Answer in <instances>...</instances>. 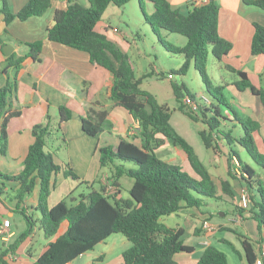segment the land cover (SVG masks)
Segmentation results:
<instances>
[{"label": "trees", "instance_id": "obj_1", "mask_svg": "<svg viewBox=\"0 0 264 264\" xmlns=\"http://www.w3.org/2000/svg\"><path fill=\"white\" fill-rule=\"evenodd\" d=\"M87 1L88 5L80 0H67L66 8L56 10L54 24L48 29V39L88 52L94 65L110 71L113 79L108 87V98L112 107L125 108L140 122V129L134 135L122 138L117 146L105 145L100 148V163L102 167L111 169L109 180L117 188L115 194L107 195L106 186L103 184L99 190L95 189L94 182L88 193H81L79 201L70 204L63 198L50 206L49 198L55 189V176L59 172H62L64 177L70 176L81 181L79 174L69 163H58L55 160V149L60 146H54L55 142L61 140L62 144L67 145L63 128L72 118L73 112L69 107L61 105L56 123L53 122V117L47 114L45 122L34 125V141L23 161V170L16 175L0 171L2 179L19 184L15 191L18 202H23L39 185L36 210L41 213L40 227L46 238L54 239L49 241L32 264L71 263L116 233H122L131 242V246L122 254L124 264H178L176 254L192 252L194 247L186 243L183 226H169L161 222L160 218L185 208L205 214L202 209L205 198L221 201L223 205H232L243 218L257 222L260 234L257 240L236 232L248 263L255 264L257 249L264 244V179L252 164L240 157L234 146L243 147L252 160L264 170V152L259 149L256 137L261 128L260 121L252 116H240L234 110L230 117L213 102L209 103L210 101L203 99L204 95L190 93L184 83H173L174 95L180 101L179 110L194 121L207 125V129L200 130L205 146L212 149L225 147L228 150L226 155L230 178L237 179L241 188L246 187L250 192L251 206L243 208L237 203V194L231 181L217 182L194 147L171 124L169 107L159 103L154 94L141 87L143 79L149 73L137 77L129 54L107 34L96 29L110 5L121 7L131 0ZM244 1L264 10V0ZM146 2H151L154 6L151 14L144 11ZM51 3L52 0H28L18 12H13L8 0H2L0 13L4 15L8 25L14 18L25 21L33 16L43 15ZM139 3L145 21L162 45L167 50L184 56V62L177 73L186 74L191 65H194L206 80L209 55L212 54L218 61H222L232 49V42L219 33V5L214 0L201 5L190 2L186 11L174 7L169 0H139ZM254 26L251 53L264 55V25L255 22ZM163 31L185 36L186 44L180 46L169 42L163 36ZM0 42L4 45L1 38ZM26 46L27 53L22 56H17L16 53L9 55L2 70L7 71L6 82L0 86L2 156L8 152L9 121L12 117L20 115L19 111L10 110L11 101L17 93L19 73L28 58L40 61L42 56V40L28 42ZM227 67L239 77L233 83L237 90H249L259 98L264 109V86L254 85L246 71L230 65ZM206 83L213 97L225 104L224 95L218 96L210 89L207 80ZM218 88L223 87L218 86L216 90ZM186 96H190L197 103L195 111L186 108ZM107 116L108 112L102 111L97 112L95 118L83 117L84 131L90 136H96L105 129H111L112 124ZM228 121L233 124L230 126ZM237 126L242 128V132L233 135L232 132ZM167 140L181 148L195 176L184 170L181 165L158 155V148ZM119 161L131 162L134 167H126ZM235 168L240 170V174L235 172ZM123 175L132 178L130 196L127 198L120 196V178ZM80 183L83 184L84 181ZM219 191L222 194H219ZM222 195L230 200H225ZM24 216L29 227L18 240L0 252V264H12L7 259L8 253L15 252L21 242L33 232L35 219L26 212ZM65 222V231L58 235ZM197 264H229V258L225 251L210 244Z\"/></svg>", "mask_w": 264, "mask_h": 264}, {"label": "crops", "instance_id": "obj_2", "mask_svg": "<svg viewBox=\"0 0 264 264\" xmlns=\"http://www.w3.org/2000/svg\"><path fill=\"white\" fill-rule=\"evenodd\" d=\"M8 1L10 9L13 12H18L28 0ZM169 1L174 7L180 8L183 11L188 9L191 2V0ZM214 1L219 5V33L233 44L230 52L223 57L222 62L231 63L232 67L246 71L254 85L257 87L262 86L258 85L254 80L261 78V74L264 73V55H253L251 53V41L255 32L254 23L264 25V10L255 5L248 4L244 0ZM1 3L2 0H0V6ZM66 7L67 0H52L50 8L43 15L33 16L25 21L14 18L8 25L5 22L4 15L0 13V38L4 43L2 45L0 42V86L7 79V71H2L6 66L7 57L9 56L5 54L4 46L10 44L13 47L12 53L22 56L28 51L26 43L36 40L43 41L41 60L36 61L28 58L19 73L17 93L16 97L11 101L10 110L19 111L20 115L12 117L9 121L8 152L5 156L0 155V171L8 175H16L23 170V161L27 156L30 145L34 141L32 133L34 125L45 122L47 114H50L53 117V122L56 123L59 119L58 109L61 105H64L72 110L73 116L65 123L63 128V135L66 138L67 145L62 144L58 147V150L64 148V159L58 156L60 161L58 163H69L79 174L81 181H84L83 184H86L91 189V185L94 182H99L100 186L104 185L105 182L102 177L107 171L109 175H112L109 167L101 166L100 148L105 145L117 146L122 138L130 135L129 131L135 125L136 120L125 108L112 107V103L108 98V87L113 79L110 71L99 65H94L90 61L88 52L48 39V29L54 24L56 10ZM111 9H114L113 5L108 7L96 29L107 34L122 47L123 44L127 45L128 43L123 36H120L123 37L120 38L114 35V32H120V29L110 25V15L107 14V11ZM122 48L126 51L124 47ZM102 111L108 112L107 119L112 124V128L105 129L96 136L88 135L83 129L82 118L87 116L95 118L97 112ZM227 114L232 117V114L229 112ZM250 114V116L261 122V128L256 137L257 140H261L264 144V109L261 102L257 110ZM60 135L62 136V134ZM56 138L60 139V137ZM54 146H56V142ZM56 154L60 153L55 152V156H57ZM212 159L213 156L211 155L209 161ZM102 168L103 171L98 173ZM208 169L215 180L219 182L216 178L217 173H215L213 168L208 167ZM226 170L228 172V167ZM59 173L63 175L62 172ZM59 173L55 176L56 182ZM260 174L264 179V170ZM221 180L231 181L238 198L241 188L240 182L237 179H231L230 176L224 177ZM18 187V183L7 182L0 177V188L2 189V194L0 195V219L9 218L12 222L13 230V235L8 241L0 238L3 244L1 251L18 240L28 229L29 224L24 216V212L32 215L34 218L35 212L38 211L36 210V205L38 202L39 185L35 187L31 194L25 197L23 202H18L17 198H15V191ZM54 190H52L49 198L50 206L55 205L61 200L58 199L55 203H50ZM219 194H222L221 191H219ZM120 196H122L121 193ZM222 196L225 200H230L229 197ZM226 210L231 212L232 219L228 221L227 219L214 221L208 213L203 214L194 209H182V211H185L192 218L189 229L183 226L185 234L199 236V239L194 237L193 242L188 243L194 247L192 252H180L176 254L175 258L178 264H197L206 247L210 244L214 245V240L221 244H231L232 248L240 253V250L234 247L228 236L222 233L228 232L231 229L235 230L232 225L243 227L245 221L248 219L243 218L242 222H234L235 218L239 217L240 214L232 205L225 204L224 208H220L217 211L221 216L225 217ZM39 219L40 217H37L38 221ZM204 220H209L216 227L214 232H207L202 228ZM254 222L255 226L253 225L252 228L255 229V232L251 231L249 233V231H246L245 234L252 240H257L260 238V234L257 229V222ZM36 225L31 235L21 242L16 251L8 253L7 259L12 264H32L42 253L49 241L54 239V237H45L47 241L43 244V247L42 245H40L41 247H37L34 242L37 233ZM39 230L43 231L40 224ZM113 236L114 234L104 240L105 242H100L94 249L83 253L68 264H96L107 261V252L114 251V244H108L107 241ZM118 239L123 244L122 256L124 250L131 246V242L123 240V238ZM99 245H105L106 248L100 253H96V248ZM86 255H89L91 260H82Z\"/></svg>", "mask_w": 264, "mask_h": 264}, {"label": "rangeland", "instance_id": "obj_3", "mask_svg": "<svg viewBox=\"0 0 264 264\" xmlns=\"http://www.w3.org/2000/svg\"><path fill=\"white\" fill-rule=\"evenodd\" d=\"M80 1L85 5H88L87 0ZM113 8L114 9H111L112 11H107V14L110 15V25L118 27L120 32H114V35L119 37L123 36L128 43L127 45L123 44L122 47L125 48L132 63L135 66L136 76L140 77L143 74L149 73V75L143 79L141 87L154 94L159 103L169 107L171 124L194 147L195 151L203 160V162L209 168H213L215 173H217L216 178L221 180L224 179V177H229V174L226 170L228 167L226 155L228 150L225 147H220L213 150L212 148H207L205 146L200 136V130L207 129V125L201 121H194L187 114L179 110L180 101L174 95L173 83H184L190 93L202 94L206 96V98H208L210 101L209 103L213 102L221 109L222 112H224V114L227 113V111L232 114L234 111H236L240 116H250L251 112H255V110H257V107L260 104L259 98L252 95L249 90H237L233 83L235 80L239 79V77L235 72L231 71L227 67V65L232 66V64L222 62L223 60L218 61L212 54H210L207 63L206 80L209 82V87L214 91V93L220 97L224 95L226 103H220L217 98H214L213 94L208 91L206 80L203 79L200 72L194 67V65H191L186 74L177 73V70L184 62V56L182 54L173 53L162 45L158 37L153 33L150 25L145 21V15L140 7L139 0H131L121 7L113 5ZM153 10L154 6L151 2H146L144 4L145 13L151 14ZM162 34L169 42L176 45L183 46L187 42V38L178 33L163 31ZM170 72H173L174 74L173 79H169L167 77V74ZM260 77L261 78H257L254 81L257 82L258 85L264 86V74H261ZM218 86L223 88H218L216 90ZM228 122L230 123V126L233 124L231 121ZM225 129H227V127ZM239 132H242V128L237 126L234 128L232 134L236 135ZM61 144V140L56 141V146ZM257 145L259 149L264 152V144L261 142V140H257ZM234 147L238 150L240 157L245 162L247 161L252 164L259 173L262 172L263 169L252 160L243 147H240V145ZM55 151L60 153L58 155L56 154L57 156H55L56 162H60L58 156H61L62 159H64V148L61 150L55 149ZM157 153L160 157L168 160L170 159L172 163L181 165L184 170L195 176V173L181 148L171 143V141L167 140L164 145L158 148ZM211 155L213 156V159L209 161ZM119 163L124 164L126 167H134V164L131 162L119 161ZM102 171L103 168L101 171L99 170L98 173H101ZM109 176L111 175H109L107 171V173L102 177L106 187H108ZM120 182L122 197H129V188L132 185V178L127 175H123L120 178ZM94 188L99 190L100 183L96 182ZM89 191L90 189L86 186V184H81L80 181L75 180L70 176L64 178L63 175H60L59 173L50 203L52 204L58 201V199L62 200L63 198H66L68 203L72 204L80 200L82 192L88 193ZM109 193H111L110 195L114 194L110 191ZM220 208H224L223 202L216 201L213 198H205V205L202 206V209L208 213V215L211 216L214 221H218L219 219H227L228 221L229 219L233 218L229 210H226L225 217L221 216L217 211ZM189 216L190 215L185 213V211L180 210L177 213L163 215L161 216L160 220L161 222L172 227L179 225L189 229L190 223L192 222V218ZM37 217H41V213L38 211L34 214L35 224H37V233L35 235L34 242L37 247H41L40 245L43 247V244L46 243L47 239L45 238L43 231L39 230L40 223L37 220ZM195 221H197V219H195ZM242 221L243 217L240 222ZM253 225L255 226L254 220L248 219L245 221V225L243 227L232 225L235 230L231 229L228 232L226 231L222 233L228 236L234 247L239 249L241 254L238 251H235L231 244H221L214 240V245H217V247H220L227 253L230 264H249L245 257L240 237L236 232H243V234H245L246 231H249L250 233L251 231L255 230L252 228ZM66 227L67 223L65 222L61 226L58 235L62 234ZM194 237L199 239V236L195 235L185 234L184 236L187 243H192ZM118 238L128 240L122 233L114 234V236L109 239V241H107L108 244H114V251L107 252V261L98 262L96 264H123V259L121 256L123 244ZM105 248V245H99L95 252L100 253ZM2 249L3 244L0 241V252ZM257 255L264 257L263 245H261V247L258 249ZM86 259L91 260L89 255H86L82 258V260Z\"/></svg>", "mask_w": 264, "mask_h": 264}, {"label": "built area", "instance_id": "obj_4", "mask_svg": "<svg viewBox=\"0 0 264 264\" xmlns=\"http://www.w3.org/2000/svg\"><path fill=\"white\" fill-rule=\"evenodd\" d=\"M191 2L194 5H201L203 3H207L208 0H191ZM167 77L169 79H173L174 74L170 72L167 74ZM203 99H205L207 102L209 101L208 98H206V96H203ZM184 103L187 109H191L194 111L197 109V103H195L190 96H186L184 98ZM139 129H140V122L136 120L135 125L130 129L129 134L134 135L135 133H137ZM235 172L237 174H240V170L238 168H235ZM109 191L115 194L117 192V188L110 182L108 177V187H106L107 195L111 194L109 193ZM251 203L252 201L248 188L242 187L239 191L238 204L241 205L243 208H249L251 206ZM241 219L242 216L239 215V217L235 218V221L239 222ZM202 228L207 232H214L216 227L209 220H204L202 222ZM12 235H13V230H12L11 220L9 218L0 219V238L8 241ZM255 264H264V258L262 256H258L255 260Z\"/></svg>", "mask_w": 264, "mask_h": 264}, {"label": "water", "instance_id": "obj_5", "mask_svg": "<svg viewBox=\"0 0 264 264\" xmlns=\"http://www.w3.org/2000/svg\"><path fill=\"white\" fill-rule=\"evenodd\" d=\"M13 51V47L10 44L4 46V52L6 55H10Z\"/></svg>", "mask_w": 264, "mask_h": 264}]
</instances>
